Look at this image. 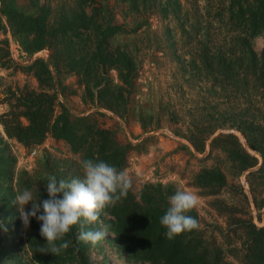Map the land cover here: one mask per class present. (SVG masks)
<instances>
[{
  "label": "rangeland",
  "instance_id": "374dc122",
  "mask_svg": "<svg viewBox=\"0 0 264 264\" xmlns=\"http://www.w3.org/2000/svg\"><path fill=\"white\" fill-rule=\"evenodd\" d=\"M171 1L0 0V149L13 158L7 185L14 198L28 189L41 203L50 175L83 179L82 161L106 162L132 178L127 196L159 221L177 190L194 193L187 215L199 228L182 235L199 234L241 264L247 240L264 225V173L250 172L232 138L217 133L237 134L248 151L222 116L264 127V72L246 51L259 55L261 33L252 34L244 0L232 12L228 0H175L174 12ZM62 124L71 143L55 135ZM192 126L205 128L201 148L188 138ZM101 214L88 230L105 238L85 243L92 264H148L126 260L112 217ZM64 241L74 246L70 236ZM7 244L20 264H76L65 250L51 254L31 221Z\"/></svg>",
  "mask_w": 264,
  "mask_h": 264
},
{
  "label": "trees",
  "instance_id": "16d2710c",
  "mask_svg": "<svg viewBox=\"0 0 264 264\" xmlns=\"http://www.w3.org/2000/svg\"><path fill=\"white\" fill-rule=\"evenodd\" d=\"M171 2L175 3L176 1L172 0ZM244 2L248 6L245 19L251 25L252 34L261 33L262 37L258 56L249 47L246 48V51L247 53L250 52L249 57L251 59L260 62L258 67L262 68L261 71L264 72V0H244ZM234 5L239 8V0H228L229 11L232 12ZM170 9L173 12L179 9V7L177 8V2L176 6H171ZM239 15H241V19L244 18L243 13L240 12ZM183 31L186 32L185 29ZM209 56L212 57L211 55ZM199 57L206 59L205 55ZM222 117L236 128L250 150L247 151L246 147L238 141L239 136L237 134L219 132L217 135L227 134L232 138V141L229 142L232 150L248 159L246 166H254L250 172L264 173V127L252 117L239 116L238 113L230 118V112H227L226 116ZM32 129L35 132H39L37 129ZM204 129V126L201 128L192 126L188 130V138L195 148L202 147ZM54 132L55 135H61L70 143L72 142L70 134L73 135V133L69 126L62 124ZM97 132L104 144L110 143L106 133ZM15 135L21 140L25 139L21 134L15 133ZM108 148L110 149L111 146L108 145ZM111 152L113 151L111 150ZM113 156L116 161H113V163L119 166L122 162L117 161V156L114 152ZM12 162L13 158L6 148L0 149V264H20V260L7 252V250L12 252L11 248H8L10 245L7 243L12 239L21 238L23 225L16 210L17 204L13 202L14 193L11 189L12 187L7 185V182H10L9 173H11V170L9 168H11ZM203 179H205L204 176L197 175V181L203 182ZM209 181L218 182L213 179ZM4 182L6 184L2 187L1 185ZM45 197V199H48V195ZM58 198H62V194ZM103 211L112 217L108 219L110 220L109 227L116 234L117 248L124 253L126 260H136L148 264H233L224 258L220 247L211 243L207 244L199 234L192 236L180 234L172 240L167 239L165 236L166 230L160 224L157 215L140 207L130 196H126L114 206L105 207ZM98 217L102 218V214L100 213ZM30 221L31 227L40 232L42 222H39L35 217L31 218ZM80 230L79 225H74L71 231L66 234L64 239L70 236L74 246L67 247L64 250L76 264H92L86 251L85 243L78 239ZM30 245L32 253H37L35 257L39 258V248H35L32 243ZM244 249L241 264H264V225L257 227V231L247 240Z\"/></svg>",
  "mask_w": 264,
  "mask_h": 264
},
{
  "label": "clouds",
  "instance_id": "9594fccd",
  "mask_svg": "<svg viewBox=\"0 0 264 264\" xmlns=\"http://www.w3.org/2000/svg\"><path fill=\"white\" fill-rule=\"evenodd\" d=\"M83 179L70 181L57 180L55 175L48 177L46 191L48 199L37 203L30 190L25 189L14 198L18 205L20 219L25 228L35 217L41 223L40 235L46 239L49 252L59 254L68 247L64 237L74 225H79L78 239L95 246L105 238L104 230H85L98 221L105 207H111L126 198L133 186L132 178L124 171L106 162L82 161ZM62 194V198L58 196ZM32 202L31 209L25 211V205ZM197 204L194 193L177 190L169 199V207L160 219L166 228L165 236L172 240L185 232L199 228V222L187 215ZM42 209V214L40 213Z\"/></svg>",
  "mask_w": 264,
  "mask_h": 264
}]
</instances>
